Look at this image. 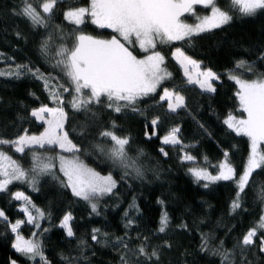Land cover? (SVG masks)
<instances>
[{
    "label": "trees",
    "instance_id": "obj_1",
    "mask_svg": "<svg viewBox=\"0 0 264 264\" xmlns=\"http://www.w3.org/2000/svg\"><path fill=\"white\" fill-rule=\"evenodd\" d=\"M41 2L32 0L34 6ZM89 2L60 0L49 28L45 29L34 27L30 20L17 14L22 0H0V72L6 73L0 76V138L13 140L25 132L39 135L44 131V124L31 115L32 110L58 105L52 102L43 79H37L30 72L15 75L17 65H27L33 71L39 69L45 77L52 78L50 83L62 94L68 138L81 149L76 155L101 175L111 173L117 187L113 193L93 201L97 204V215L89 202L75 197L71 189L64 186L67 180L60 171L58 158L64 152L59 146H33L25 149V154L4 146V151L28 170L30 177L36 175L30 171L33 151L41 157H53L54 167L50 173L36 175L35 190L29 182L13 181L6 190L0 191V211L7 217L6 220L0 217V264H13V261L15 264H42L39 257L32 260L16 251L13 245L17 234L38 242L48 264H121L120 257L127 250L115 246L117 237H124L132 250L144 243L143 237H148V252L153 249L159 252V264H221V256L215 254L217 251H228L231 264H264L258 238L254 237L255 244L243 253L237 247L243 235L264 214V168L253 172L242 194L241 207L235 211L231 204L237 193L236 183L232 180L197 182L189 172L190 167L212 168L225 158V152L237 176L245 168L250 154L249 139L237 135L224 123L229 114L245 119L236 95L237 84L229 76L249 81L264 77V11L244 16L230 6L229 0H216L229 11L232 20L195 35L188 42L173 41L159 46L158 51L164 54L165 66L172 76L155 93L139 98L135 111L125 107L117 113L101 105H93L90 111H77L69 103L76 95L71 91L70 80L60 67L54 66L59 59L55 51L62 43L67 47L74 44L80 34L75 30L77 27L83 34L97 38L118 35L111 29L92 24L90 18L79 26L64 19L69 7L88 6ZM196 10L198 14H207L210 8L196 6ZM49 35L52 39L45 52L42 45ZM176 47H182L202 69L220 74L215 92L187 83L172 55ZM134 52L143 54L138 47ZM241 61L244 66L236 67ZM59 85L70 88L71 94L63 92ZM164 88L178 91L186 107L170 112L168 102L160 100ZM154 119H158L155 126L152 125ZM112 122L117 125V135L131 138L129 155L138 157L137 166L142 176L138 177L132 169L123 176L125 170L114 165L105 154L110 144L103 143L105 153L96 149L95 145L102 143L99 132L109 128ZM176 127L180 129L183 148L162 143V138ZM161 148L167 156L161 153ZM140 150L143 155H139ZM185 153L195 160H183ZM16 192H23L31 204L15 199ZM31 205L44 216L37 215ZM24 207L32 211L39 228L24 223L14 233L12 224L27 221V213L22 211ZM164 212L168 214L169 226L164 233H159L157 229ZM68 213L72 216V237L61 227ZM93 229H100L97 233L100 243L91 239ZM260 234L258 232V237ZM139 259L141 264H153L144 257Z\"/></svg>",
    "mask_w": 264,
    "mask_h": 264
},
{
    "label": "snow or ice",
    "instance_id": "obj_2",
    "mask_svg": "<svg viewBox=\"0 0 264 264\" xmlns=\"http://www.w3.org/2000/svg\"><path fill=\"white\" fill-rule=\"evenodd\" d=\"M59 2L60 0H42L38 6H34L32 0H22V7L17 14L30 20L34 27L47 29ZM229 3L232 8L244 16H253L258 11H264V0H229ZM196 5L210 8L211 15L202 18L197 16L199 23L195 25L184 23L180 17L184 13L194 15V6ZM87 18H90L91 23L97 27L111 29L118 35L112 36L111 39H98L83 34V30L77 27L75 30L80 34L75 37L74 44L67 47L62 43L55 51V55L59 59L54 66L60 67L71 82V91L76 94L69 101L72 108L77 111L82 109L90 111L93 105H101L119 113L125 107H131L135 111V104L139 98L155 93L164 80L171 78L172 73L165 66V57L156 50L158 43L188 42L195 35L228 24L233 17L229 11L222 10L216 0H90L86 7H69L64 12V19L76 26L85 24ZM51 39L52 37L49 35L42 45L45 52L48 50V41ZM137 47L140 51L149 54L139 58L134 54ZM172 55L184 68V75L188 77L187 83L199 84L200 88L208 92H215L216 89L211 81L219 78L216 73L211 70L200 71L197 73V79L193 80L189 66L199 68L198 62L187 56L182 47H176ZM243 66V61L236 65L238 68ZM22 72H30L37 79H43L45 87L49 89L52 102L58 106L48 107L45 105L32 110L31 115L37 119H43L45 114L51 117L44 120L48 126L40 135H28L25 132L24 135L13 140L0 138V191L6 190L13 181L29 182L35 190L36 175L50 173L54 167L53 157H41L33 151L32 161L34 163L30 171L36 175L30 177L29 171L4 151V146H10L20 154H25V149H31L33 146L39 148H45L46 145L49 147L59 146L63 151L73 153L74 157L73 159H67L63 155L58 157L60 171L63 172L67 180L64 186L71 188L75 197L89 202L92 212L98 215L97 204L93 201L113 193V189L117 187V181L111 173L101 175L100 172L88 167L76 155L81 149L73 144L68 138V133L63 131L66 119L64 100L61 92L57 91L56 86L50 83L52 78L45 77L43 73L39 72V69L33 71L27 65H17L15 75L19 76ZM5 74L0 72V76ZM229 78L239 85L236 95L241 110L247 116L245 119L237 120L229 114L224 123L237 135L249 138L250 155L247 165L243 172L237 176L236 170L228 161V153L225 152L224 161L218 165L219 173L217 175H212L204 168L196 167H190L189 172L197 182L201 180L210 182L232 180L236 183L237 193L231 204L232 211H235L241 207L242 194L249 186L254 170L264 168V77L250 81L240 79L235 75H230ZM59 88L63 92L71 94L70 88L63 85H59ZM85 89L88 90L87 93L84 92ZM160 100L168 102L170 112H176L178 109L186 107L184 97L176 90L164 88ZM157 123L158 119L152 121L153 126ZM117 130V125L112 122L109 128L100 131L99 137L102 143L96 144V149L105 153L103 143L110 144L105 154L114 165H119L125 170L123 176L129 174V169L135 171L138 177L142 176L143 172L137 166L138 157L134 158L129 155L131 138L117 135ZM179 132L178 127L173 128L168 135L163 137L162 143L173 146L180 145L183 148ZM160 151L163 155H168L163 148ZM139 155H143L142 150L139 151ZM182 159L194 161L195 157L185 153ZM204 187H208V184H204ZM14 196L17 200L31 204L23 192H16ZM31 208L40 217L44 216V213L35 205H31ZM22 211L27 213V221H16L11 225L12 232L17 233L20 225L24 223L33 224L39 228L32 211L28 207H24ZM125 215L127 216V213ZM0 217L7 219L2 211H0ZM71 220V213H68L61 222V227L66 229L69 237L74 235L70 224ZM168 226L169 217L167 212H164L157 231L164 233ZM92 231L91 239L100 243L97 236L100 229ZM258 232L261 233L259 237ZM36 235L37 233H33V236ZM254 237L259 239L260 250L264 252V214L238 242L237 247L240 248L241 253L255 244ZM142 239L144 243L132 250L124 237H117L115 246L127 250L120 257L121 264H141L139 257H144L146 261L153 262V264H159V252L153 249L149 253L146 246L148 237ZM16 241L13 247L17 252L32 260L39 257L42 264H48L38 242L24 239L19 234L16 236ZM215 254L221 256V264H231L228 251H217Z\"/></svg>",
    "mask_w": 264,
    "mask_h": 264
},
{
    "label": "rangeland",
    "instance_id": "obj_3",
    "mask_svg": "<svg viewBox=\"0 0 264 264\" xmlns=\"http://www.w3.org/2000/svg\"><path fill=\"white\" fill-rule=\"evenodd\" d=\"M218 5V4H217ZM196 6H203V5H196ZM196 6H194L195 7V14L193 15V14H189V13H184L181 17H180V19L184 22V23H187V24H192V25H195L196 23H199V21L197 20V16H199V17H204V16H210L211 15V10L209 11V13H207V14H198V12H197V10H196ZM222 10H225L224 8H222L220 5H218ZM83 7H86V6H83ZM204 7V6H203ZM227 11V10H226ZM230 14V13H229ZM231 15V14H230ZM85 35H87V34H85ZM97 38V37H96ZM98 39H111V38H98ZM159 46H163V44H160V43H158L157 44V49L156 50H159L158 49V47ZM142 52V51H141ZM161 52V51H160ZM174 52V51H173ZM143 54L142 55H137L135 52H134V54H136L139 58H143L144 56H146V55H148L149 53H144V52H142ZM161 54L164 56V54L161 52ZM186 54V53H185ZM187 55V54H186ZM187 56H189V55H187ZM189 57H191V56H189ZM174 58V57H173ZM192 58V57H191ZM193 60H195V61H197L196 59H194V58H192ZM174 60L176 61V63L181 67V65H180V63L174 58ZM198 62V61H197ZM198 64H199V68H192L191 66H189V68H190V71H191V76H192V79L193 80H195V79H197V73L198 72H200V71H206V70H211V71H213L214 73H216V75L219 77L218 79H216V80H213V81H211V83L213 84V87L215 88V82L216 81H219L220 79H221V76H220V74H218L217 72H215L214 70H212V69H202L201 68V66H200V63L198 62ZM181 70H182V73H183V75H184V68H182L181 67ZM184 77L186 78V79H188V77L187 76H185L184 75ZM200 79H203V77H200ZM165 81V80H164ZM163 81V82H164ZM162 82V83H163ZM194 84V83H193ZM237 84V83H236ZM196 85H198L199 86V84H196ZM161 86V85H160ZM200 87V86H199ZM237 87H238V91H239V85L237 84ZM159 88V87H158ZM202 89V88H201ZM170 90V89H169ZM204 90V89H203ZM206 91V90H205ZM181 95V94H180ZM48 107H51V106H48ZM246 116H247V114L245 113V118H246ZM51 117H49L47 114H45L44 115V117H43V119H37V121L38 122H40V123H43L44 124V127L46 128L48 125L46 124V123H44V120H47V119H50ZM236 118V117H235ZM237 119V118H236ZM237 120H239V119H237ZM65 124H66V119H65V122H64V129H63V131L64 132H66V129H65ZM45 128H44V130H45ZM40 135V134H39ZM38 136V135H37ZM247 137V136H246ZM248 138V137H247ZM163 139V138H162ZM249 139V138H248ZM250 142V141H249ZM60 148V147H59ZM61 149V148H60ZM61 151H63L62 149H61ZM64 152V154H62L64 157H66L67 159H73L74 157L71 155V154H69L68 152H65V151H63ZM68 153V154H67ZM250 155V154H249ZM225 159V158H224ZM224 159L222 160V161H224ZM248 160V159H247ZM186 161V160H185ZM221 161V162H222ZM83 162V161H82ZM187 162H192V161H187ZM221 162H219L218 164H216V165H214L212 168H209V169H206L209 173H211L212 175H217L218 173H219V168H218V165L221 163ZM84 163V162H83ZM85 164V163H84ZM246 165H247V161H246V164H245V167H246ZM232 166V165H231ZM89 167V166H88ZM233 167V166H232ZM91 168V167H90ZM197 168V167H196ZM255 171V170H254ZM202 181H204L205 183H211L210 181H205V180H202ZM71 189V188H70ZM114 190V189H113ZM0 236H1V230H0ZM24 238V237H23ZM25 239V238H24ZM17 242V241H16ZM15 242V243H16Z\"/></svg>",
    "mask_w": 264,
    "mask_h": 264
}]
</instances>
